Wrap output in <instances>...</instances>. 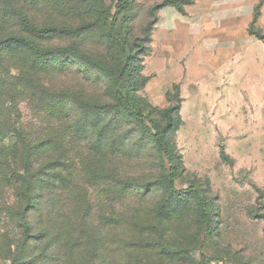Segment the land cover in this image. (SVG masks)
Masks as SVG:
<instances>
[{
    "label": "rangeland",
    "instance_id": "1",
    "mask_svg": "<svg viewBox=\"0 0 264 264\" xmlns=\"http://www.w3.org/2000/svg\"><path fill=\"white\" fill-rule=\"evenodd\" d=\"M29 10L40 21L52 12L59 13L42 7ZM258 12L256 25L264 29V0H138L131 12V37H140L157 16L140 62L144 83L138 94L158 110L177 102V95L182 98V123L174 137L187 171L182 178L184 187L193 176L209 178L212 194L218 198L219 223L212 234L199 236L192 216L181 214L182 209L162 221L172 243L187 254L184 264H264V42L249 32ZM81 40L54 35L45 43L65 45ZM88 46L99 48L95 41ZM4 57H9L6 67L17 74L20 55ZM98 76L73 59L49 60L47 68L34 77L36 83L52 86L56 96L46 97L40 88L14 89L10 123L33 133V142L56 136L63 154L58 172L69 181L61 186V195L69 197L70 192L71 202L87 196L94 211L104 208L110 212L117 206L142 217L161 198V191L133 186L110 201L112 193L105 188L117 189L104 174L150 180L157 172L153 149L138 134L125 135L132 124L112 122L104 131L103 126L116 118L114 114L84 126L81 112L77 108L70 111L71 97H103L105 86ZM121 135L126 139H120ZM98 137L105 145L102 152L94 150ZM16 234L14 225L0 218V247L5 254ZM127 262L123 258L117 264ZM0 264L13 263L0 256Z\"/></svg>",
    "mask_w": 264,
    "mask_h": 264
},
{
    "label": "trees",
    "instance_id": "2",
    "mask_svg": "<svg viewBox=\"0 0 264 264\" xmlns=\"http://www.w3.org/2000/svg\"><path fill=\"white\" fill-rule=\"evenodd\" d=\"M137 4L138 0H0V119H4L0 121V218L4 216L17 231L16 239L7 243L6 254L0 247V256L13 264H117L123 258L126 264H184L187 254L172 243L162 221L182 209L181 214L192 216L199 236L212 234L218 227V198L212 194L210 179L193 176L186 187L182 180L187 171L174 137L182 123V98L177 95V102L158 110L138 94L144 83L140 62L157 16L146 24L140 37H131V12ZM31 7L57 9L59 13L52 12L40 21L30 14ZM260 15H255L249 32L264 42V29L256 25ZM54 35L82 40L46 44ZM88 36L93 39H85ZM94 41L98 50L88 46ZM5 55H20L17 74L4 64L9 58ZM62 57L97 73L105 86L103 97L69 98L70 111L77 108L81 112L84 126L91 125L92 119L98 123L103 115L114 114L116 118L103 126L104 131L112 122L132 124L125 135L138 134L155 152L157 172L148 181L122 179L116 172L104 174L117 189L105 188L112 193L110 201L133 186L161 191V198L145 216L117 206L110 212L104 208L94 211L87 196L71 202L74 196L70 192L69 197L61 195V186L69 181L58 172L63 154L56 136L46 135L33 142V133L10 123L14 89L40 88V94L56 96L52 86L36 83L34 76L47 68L49 60ZM119 138L126 139L124 135ZM97 142L94 150L104 151L103 138L98 137ZM67 176L70 179L69 173ZM6 189L12 191L9 196Z\"/></svg>",
    "mask_w": 264,
    "mask_h": 264
}]
</instances>
